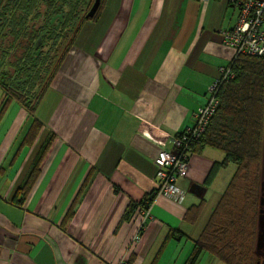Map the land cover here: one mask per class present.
I'll list each match as a JSON object with an SVG mask.
<instances>
[{"label": "crops", "instance_id": "crops-1", "mask_svg": "<svg viewBox=\"0 0 264 264\" xmlns=\"http://www.w3.org/2000/svg\"><path fill=\"white\" fill-rule=\"evenodd\" d=\"M97 10L33 116L0 105V264H186L236 170L199 148L176 181L183 199L156 196L143 221L156 158L234 58L221 33L237 9L101 0ZM34 119L43 126L30 140ZM202 263L222 264L207 252Z\"/></svg>", "mask_w": 264, "mask_h": 264}, {"label": "trees", "instance_id": "trees-1", "mask_svg": "<svg viewBox=\"0 0 264 264\" xmlns=\"http://www.w3.org/2000/svg\"><path fill=\"white\" fill-rule=\"evenodd\" d=\"M93 3L94 0H0L2 109L13 102L25 108L28 116H33L43 94L64 68L78 31L92 19L85 16ZM226 67L233 77L218 89L216 111L204 133L193 142L189 158L199 148L208 146L224 154L221 166L232 163L236 170L194 242L186 264H195L204 252L222 264H242L241 254L225 253V250L235 246L242 253L239 241L246 236L247 226L252 231L255 226V217L247 223L245 216L248 210L255 213L260 188L264 150V57L237 55ZM42 126L34 119L28 139H35ZM251 169L255 173L252 179ZM239 190L243 204L240 209ZM154 198L150 194L139 206L149 208ZM237 211L240 213L235 216ZM234 240L239 242L238 246ZM254 261L249 257L246 262L258 264Z\"/></svg>", "mask_w": 264, "mask_h": 264}, {"label": "built area", "instance_id": "built-area-1", "mask_svg": "<svg viewBox=\"0 0 264 264\" xmlns=\"http://www.w3.org/2000/svg\"><path fill=\"white\" fill-rule=\"evenodd\" d=\"M198 1L207 3L210 0ZM229 4L238 9V16L233 28L222 31L223 44L234 50V56L264 57V0H229ZM232 77L230 68L225 66L219 69V76L207 88L204 104L195 112L192 125L181 136L173 138L169 151L161 152L156 158L155 197L165 196L178 203L183 199L184 194L176 187V181L185 176L192 144L204 133L216 111L218 89ZM142 214L145 221L150 216L149 208L143 209ZM141 228L142 225L139 230Z\"/></svg>", "mask_w": 264, "mask_h": 264}, {"label": "rangeland", "instance_id": "rangeland-1", "mask_svg": "<svg viewBox=\"0 0 264 264\" xmlns=\"http://www.w3.org/2000/svg\"><path fill=\"white\" fill-rule=\"evenodd\" d=\"M0 94H2L1 90H0ZM0 105L2 106V101L0 102ZM13 106H16V104H14ZM249 176H250V179H252L255 176L254 169L250 170ZM239 182H240V178L237 184H239ZM242 185H243V182H242ZM241 193H242L241 190H239L238 192L239 195L237 196V203L239 204L238 209H240V205L243 206L242 199H241ZM239 213L240 211H237L234 214L235 216H238ZM254 217H255L254 230L252 231L250 229V226L249 227L247 226L246 236L241 241H239L241 245L243 246V251L241 249L242 253L239 252L240 250L235 249V246H233L229 251L225 250V253L235 252L236 255L241 254V259L243 260L242 264H247L246 261H247V258L249 257H253V259L255 260L254 262L258 264H264V161H262L261 171H260V188H259L258 201L256 205V211L255 213H253L252 211L248 210L247 215L245 216V220L248 223ZM214 223L216 225V221ZM251 241L253 242V245H251ZM239 242L238 241L236 242L237 246L239 245ZM202 264H205V263H202ZM211 264H214V263H211Z\"/></svg>", "mask_w": 264, "mask_h": 264}, {"label": "water", "instance_id": "water-1", "mask_svg": "<svg viewBox=\"0 0 264 264\" xmlns=\"http://www.w3.org/2000/svg\"><path fill=\"white\" fill-rule=\"evenodd\" d=\"M100 1H101V0H94V3H93V5L91 6V8H90V10L88 11V13L86 14L85 18H87V19H88V18H92V17L95 15V13H96V11H97L99 5H100Z\"/></svg>", "mask_w": 264, "mask_h": 264}]
</instances>
